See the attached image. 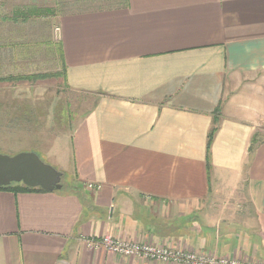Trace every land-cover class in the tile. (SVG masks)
Masks as SVG:
<instances>
[{
  "label": "crops",
  "instance_id": "0c3cea01",
  "mask_svg": "<svg viewBox=\"0 0 264 264\" xmlns=\"http://www.w3.org/2000/svg\"><path fill=\"white\" fill-rule=\"evenodd\" d=\"M56 25L0 52V76L45 73L56 43L94 101L36 145L61 188L0 190V264H173L87 246L104 234L264 262V0H116ZM240 196L248 235L223 218Z\"/></svg>",
  "mask_w": 264,
  "mask_h": 264
},
{
  "label": "rangeland",
  "instance_id": "374dc122",
  "mask_svg": "<svg viewBox=\"0 0 264 264\" xmlns=\"http://www.w3.org/2000/svg\"><path fill=\"white\" fill-rule=\"evenodd\" d=\"M112 1L116 0H0V43L3 44L6 41L12 43L10 50L3 49L0 52L8 53L13 50L14 43L21 49L20 44L30 42L29 34L33 35L34 32H39L44 28L47 29V32L51 28H55L53 32L57 39L59 29L56 24L61 15L95 8L107 4V2L112 3ZM12 17L15 19H11ZM14 32L18 33L14 38H10V36L13 37L12 35H8L10 40L5 37V33L14 34ZM22 32L26 36H23ZM52 48L54 49L53 52L51 51L54 58L44 64L45 72H56L61 69L60 55L57 53L58 44L55 43ZM49 50L50 48H47V52L50 53ZM49 53L47 54L50 56ZM6 74L7 70L2 67L0 61V75ZM61 79L59 76L37 81L21 80L0 83L1 154L14 155L19 152H34L42 161L47 162L48 160L42 156L36 145L46 143L45 147H48L47 144L51 143V140L56 136L70 134L76 123L91 108L94 96L69 88L64 82H61ZM256 135L263 137L264 132L258 131ZM47 163L59 170L53 162ZM66 177L65 174L61 182H67ZM230 187L226 180L222 187L223 190L229 191ZM225 197V202H230L232 199L231 196L228 198L225 195ZM243 202L244 199L240 196L237 204L230 203L229 213L223 218L224 220L238 221L242 234L248 235L250 234L248 231L250 220H246V217H236V215H243Z\"/></svg>",
  "mask_w": 264,
  "mask_h": 264
},
{
  "label": "built area",
  "instance_id": "2783aa9c",
  "mask_svg": "<svg viewBox=\"0 0 264 264\" xmlns=\"http://www.w3.org/2000/svg\"><path fill=\"white\" fill-rule=\"evenodd\" d=\"M88 188L99 190V184H87ZM89 248H102L122 257L136 256L152 261L173 264H264V262L241 261L235 256H217L201 250H183L168 242H137L122 237L104 234L98 239L87 240Z\"/></svg>",
  "mask_w": 264,
  "mask_h": 264
},
{
  "label": "water",
  "instance_id": "95a60500",
  "mask_svg": "<svg viewBox=\"0 0 264 264\" xmlns=\"http://www.w3.org/2000/svg\"><path fill=\"white\" fill-rule=\"evenodd\" d=\"M62 172L42 161L34 152L0 153V186L21 182L46 191L61 188Z\"/></svg>",
  "mask_w": 264,
  "mask_h": 264
},
{
  "label": "trees",
  "instance_id": "16d2710c",
  "mask_svg": "<svg viewBox=\"0 0 264 264\" xmlns=\"http://www.w3.org/2000/svg\"><path fill=\"white\" fill-rule=\"evenodd\" d=\"M2 18H5V17H2ZM11 19H15V17H12ZM58 48H59V46H58ZM59 55H60V60H61V69L57 70L56 72L34 73V74L16 75V76H13V75L0 76V83L21 81V80L37 81L39 79L42 80V79H46V78H56L59 76L65 77L64 76L65 68H64L63 57H62V52L60 51V48H59ZM217 122H218V118L213 117V124H212V126L209 129L208 134H207V142H206L207 164L209 163L208 160H209L210 145H211L212 139H213V137L217 131ZM256 140H257V135L255 134L252 137L251 146H250L249 150H252V145L255 143ZM0 190H7V191H11L13 193L25 192V191H44L43 189H41L39 187L25 186L21 182H19V183L13 182V183H10L9 185H6V186H0Z\"/></svg>",
  "mask_w": 264,
  "mask_h": 264
}]
</instances>
